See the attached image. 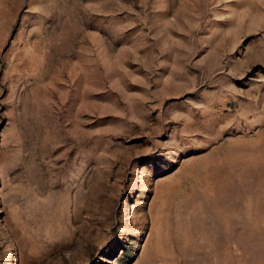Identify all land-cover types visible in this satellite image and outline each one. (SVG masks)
<instances>
[{"label":"rangeland","instance_id":"rangeland-1","mask_svg":"<svg viewBox=\"0 0 264 264\" xmlns=\"http://www.w3.org/2000/svg\"><path fill=\"white\" fill-rule=\"evenodd\" d=\"M0 264H264V0H0Z\"/></svg>","mask_w":264,"mask_h":264}]
</instances>
